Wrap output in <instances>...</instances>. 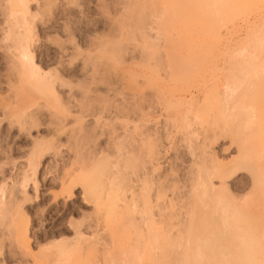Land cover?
Here are the masks:
<instances>
[{
    "label": "rangeland",
    "instance_id": "374dc122",
    "mask_svg": "<svg viewBox=\"0 0 264 264\" xmlns=\"http://www.w3.org/2000/svg\"><path fill=\"white\" fill-rule=\"evenodd\" d=\"M50 1L27 0L24 15L34 76L52 87L42 93L18 79L3 36L22 26L0 0V264H195L181 259L191 245L200 264H214L203 243L217 234L225 261L249 256L229 264H264L262 248L256 259L250 249L264 232V0H229L208 20L205 0ZM236 52L234 71L245 60L249 71L237 72L244 79L227 101ZM100 159L97 198L78 179ZM240 163L248 169L229 176ZM201 180L209 186L186 240ZM154 234L171 239L150 248ZM130 246L138 263L118 256Z\"/></svg>",
    "mask_w": 264,
    "mask_h": 264
},
{
    "label": "bare ground",
    "instance_id": "6f19581e",
    "mask_svg": "<svg viewBox=\"0 0 264 264\" xmlns=\"http://www.w3.org/2000/svg\"><path fill=\"white\" fill-rule=\"evenodd\" d=\"M52 1V0H51ZM51 1H50V3H51ZM184 4L186 3V4H190L191 3V1L190 0H181ZM229 0H205V1H203V2H205V4H207L208 5V7H207V9H204L203 11H201V15L202 16H204V18L206 19V20H208L209 18H210V12H215V11H217L218 10V14H220V12H219V9L221 8V7H223L225 4H227V2H228ZM7 2H8V4H9V7H10V14L14 17V20H15V23H19V21H20V25L22 26V31H20V32H18V33H14L12 30H11V28H8V31L6 30V32L4 33V36H3V39H4V41H8V42H10V46H12V48L17 52V58H18V68L16 69L17 70V73H18V76H19V78L18 79H20V81H22V83H23V85H25V87L24 88H26V85H30V84H33L34 86H35V88L38 90V91H42V93H44V92H48V90H50L51 91V89H52V87H51V85L49 84V82L47 81V80H45V78L43 77V75L42 76H40V75H38L37 74V76H34V74H35V72L33 73V62H32V54H31V52H30V50H29V47H30V43H31V34L29 35V33H30V30H31V28H30V26H29V22L28 21H26V19H25V12H26V2H27V0H7ZM151 2V1H150ZM48 6H49V3H48ZM47 7V6H46ZM133 8V7H132ZM47 9V8H46ZM210 9V10H209ZM17 17H18V20H17ZM28 22V23H27ZM259 30V29H258ZM255 32H257V31H255ZM260 34V33H259ZM250 36V35H249ZM257 36V35H256ZM252 37H253V35H252ZM254 39V38H253ZM251 41V40H250ZM254 41H255V39H254ZM247 47V46H246ZM244 50H246V48L244 47L243 48ZM117 50V47H113L112 49H111V51L112 52H114V51H116ZM241 50V52H239ZM238 52H239V55L241 56V53L243 52V50L242 49H240ZM237 53V52H236ZM236 56H238V53H237V55H234V56H232L231 58H230V61H229V66H228V68L226 69V76L224 77V78H226V82H225V84H226V89H227V91H225L224 93H225V100H227V99H231V97H233V96H231L232 94H233V92L236 90V88L239 86V84L240 83H242V81H243V74L241 75L242 76V78L239 76V75H237V72L238 71H242L243 73H246V72H248L249 70H248V64H247V60H245V63H243V64H245V66H243V67H241L239 70L237 69V70H235L234 71V69H235V66L236 65H234V63H236V61H235V57ZM239 57V56H238ZM243 57V56H242ZM241 57V58H242ZM240 58V57H239ZM246 58V57H245ZM239 60H241V59H239ZM249 60V59H248ZM242 63V62H241ZM38 73V72H37ZM245 75V74H244ZM247 75V74H246ZM28 83V84H27ZM30 83V84H29ZM21 84V83H20ZM22 85V84H21ZM20 85V86H21ZM32 86V85H31ZM30 86V87H31ZM29 87V88H30ZM22 88V87H21ZM36 90V91H37ZM245 93V92H244ZM247 96V95H246ZM242 97H244L243 95H242ZM221 101V100H220ZM223 101H224V99H223ZM222 101V102H223ZM227 101H229V100H227ZM222 108V107H221ZM245 120V119H244ZM242 122H245V121H242ZM245 125V124H244ZM246 126V125H245ZM244 129V128H243ZM235 132V131H234ZM239 135V134H238ZM243 140V139H242ZM242 142V141H241ZM245 142V141H244ZM240 143V142H239ZM45 149V147H37L36 148V150L34 151L35 152V156H37V155H39L43 150ZM245 157V156H244ZM242 158V157H241ZM101 161H99L98 160V163L96 162V165L94 164V165H92V168H94V169H90V171H92V173H85V174H87V175H85L83 178H82V176H83V173L81 174L82 176H81V178H79L80 177V175L77 177V178H79L78 180V182H79V184L82 186V189H83V192L84 193H91V191L92 190H95V191H92L93 193L92 194H90L91 196H93V197H99V193L101 192V190H100V192H99V187H101L100 186V177H102L104 174H105V170L107 169L106 168V160L104 161V160H102V159H100ZM245 160V158L243 159V161ZM128 161V160H127ZM134 161V160H133ZM133 161L132 162H130L129 164H130V166L132 167V166H135V164H133ZM128 163V162H127ZM244 163V162H243ZM238 164V163H237ZM242 163H240V165H236L235 164V166H232V168L231 169H229L230 170V172H227V174L230 176H233V175H236L242 168L244 169V170H246V169H248V168H246V164H245V166H242L241 165ZM94 166V167H93ZM126 166V165H125ZM243 169H242V171H243ZM242 171H240V172H242ZM226 174V177H229L228 175ZM88 175H90V176H88ZM106 175V174H105ZM200 177V176H199ZM76 177L74 178V181L73 182H71L72 183V185L70 184V187H69V191H71V188H72V186H73V184H74V182H75V179H77ZM202 179V178H201ZM77 181V180H76ZM198 183V184H197ZM196 184H197V186L195 187H193L192 189H193V197H194V199L192 200V202H193V204H191L192 206H191V212H190V214H189V219H188V227L185 229V238H186V240L188 239V231L190 230L189 228H190V226H191V224L193 225V223H196V222H194L195 221V215L196 214H198L197 212H196V210L198 209V203L200 202H202L201 201V199L203 198V196L206 194V192H207V187L209 186H207V184H209V183H206L205 181L203 182L202 180L200 181V182H197ZM101 184H102V182H101ZM110 184H112L111 186H110V188L113 186V184H115L114 183V180L112 181V182H110ZM211 186V185H210ZM102 188V187H101ZM100 188V189H101ZM117 188V190H118V187H115L114 188V191H117V190H115ZM209 188H211V187H209ZM97 190V191H96ZM103 190V189H102ZM95 192H98V194L96 193L95 194ZM215 192V191H214ZM217 192V191H216ZM115 193V192H114ZM94 194L95 195H98V196H94ZM217 193H214V201H216V198H218V194L216 195ZM217 197H216V196ZM220 195L222 196V194L220 193ZM251 195V197L249 196V194L247 195H243L242 196V198L240 199V198H238V200L241 202L242 201V203H239V205L240 206H243L244 208L248 205H250L251 203H252V198H253V195L252 194H250ZM116 196H117V194H116ZM246 196H248V197H246ZM223 197V196H222ZM222 197H219L217 200H219L220 198H222ZM255 198V197H254ZM204 200V199H203ZM222 199H220L219 201H216L215 203H218V204H221V203H224L223 202V200L221 201ZM221 201V202H220ZM238 201V202H239ZM204 202V201H203ZM212 202V201H211ZM237 202V203H238ZM254 202H256V200L255 201H253V203ZM207 203V202H206ZM242 204H244V205H242ZM257 204V203H256ZM256 204H253V206L254 205H256ZM224 205V204H223ZM259 205V204H258ZM216 206V205H215ZM225 206V205H224ZM224 206H220L219 205V208H218V215H217V218H218V222H220V224H222L223 226L226 224V222L228 221L227 220V215H226V212L229 210V209H227V211H225L226 209L224 208ZM238 207V206H237ZM256 207V206H255ZM242 208V207H241ZM237 209V208H236ZM257 209H258V207H257ZM243 210V209H242ZM256 210V209H255ZM201 212V211H200ZM243 212V211H242ZM261 214V213H260ZM203 215V214H202ZM211 217V216H210ZM260 217V216H259ZM243 218V217H242ZM250 218V217H249ZM258 218V217H257ZM207 219V218H206ZM246 219V218H245ZM212 220V219H211ZM243 220H244V218H243ZM242 220V221H243ZM214 221H215V219H214ZM256 221V220H255ZM207 222H209V221H207ZM263 222V221H262ZM216 223V222H215ZM228 223H229V221H228ZM231 223H233V222H231ZM242 223V222H241ZM257 223V222H256ZM255 223V224H256ZM199 224V223H198ZM207 224V223H206ZM236 224V223H235ZM238 224V223H237ZM247 223H245V225H246ZM249 224V223H248ZM209 225V224H208ZM210 225H212V224H210ZM215 225V224H214ZM216 225H217V223H216ZM216 225H215V227H216ZM257 225V224H256ZM220 226V225H219ZM232 226V225H231ZM255 226V225H254ZM202 226L200 225V228H201ZM207 227V226H206ZM211 227V226H210ZM213 227V226H212ZM225 227V226H224ZM233 227H236V226H233ZM232 227V228H233ZM239 227H240V225H239ZM243 228H244V226H242ZM248 227V226H247ZM251 227H252V225H251ZM257 227V226H256ZM254 228V229H257V228ZM220 228H222V226L220 227ZM226 228V227H225ZM228 228V227H227ZM262 228V227H261ZM240 229V228H239ZM239 229H238V232H239ZM242 229V228H241ZM251 229V228H250ZM201 230V229H200ZM210 230V229H209ZM214 230V229H213ZM252 230V229H251ZM250 230V231H251ZM18 234L20 235V236H22L23 235V222H20V224L18 225ZM217 231V230H216ZM232 231V230H231ZM255 231H258L257 232V234L258 235H256V236H259V237H255V238H257V240H256V242H255V244L258 242V244H256V245H254V246H251L250 247V249L252 250V254L254 255V259H256L255 257V254H256V252H259L260 251V253L261 254H263L262 252H261V250L262 251H264L263 249H264V244H263V242L261 241L262 239H258V238H262L263 237V233L264 232H262L263 230L261 229V231H260V229H258V230H255ZM199 232V231H198ZM219 232H221V231H219ZM252 232H253V230H252ZM261 232H262V234H261ZM187 233V234H186ZM218 233V232H217ZM227 233H228V231H227ZM245 233H247V232H245ZM244 233V234H245ZM260 233V234H259ZM189 234H191V232L189 233ZM198 234V233H197ZM209 234H210V232H209ZM213 234H215V233H213ZM231 234V233H230ZM234 234V233H233ZM239 234V233H238ZM241 234V233H240ZM239 234V235H240ZM254 234H256L255 232H254ZM218 235V234H217ZM217 235H214L213 237H211L210 236V239H208V241H209V243L208 242H206V243H203L204 245H202V246H204V248H206V246H207V248H208V252L209 253H207V254H210L209 256H207V255H205V256H207L208 257V259H211L212 261H213V263L215 264L216 262H218L217 264H223L224 263V261H225V257H226V254H227V251H229V250H226L227 249V247L226 246H224L223 244H222V242L220 241V238L217 236ZM228 235V234H227ZM260 235H262L261 237H260ZM159 236H161L160 234L159 235H157V234H154V235H151L150 236V239L148 240V244H149V247L151 248H158L159 246H161V248H162V246H164V245H161L162 243L159 241V239H160V237ZM181 236V235H180ZM183 236V235H182ZM194 236V235H193ZM255 236V235H254ZM253 236V237H254ZM161 237H163V238H166L167 237V235H162ZM195 237V236H194ZM200 237V236H199ZM203 238H204V236H202ZM236 237V236H235ZM243 237V236H242ZM168 238V237H167ZM183 237H181L180 238V240L182 239ZM222 238V237H221ZM237 238H239L240 239V236L239 237H237ZM247 238V237H246ZM249 238V237H248ZM169 239H171V238H168V240ZM176 239V238H175ZM190 239V238H189ZM194 239V238H193ZM163 240V239H162ZM166 240V239H165ZM167 240V241H168ZM174 240V239H173ZM179 240V239H178ZM198 240V239H197ZM203 240V239H202ZM206 239H204V241H205ZM251 240V239H250ZM254 240V241H255ZM258 240H260L261 241V243L258 241ZM183 241V240H182ZM185 241V240H184ZM207 241V240H206ZM235 241V240H234ZM233 241V242H234ZM245 241V240H244ZM200 242V241H199ZM248 242V241H247ZM161 243V244H160ZM165 243V242H164ZM172 243H173V241H172ZM175 243H178L177 241L175 242ZM189 243H190V240H189ZM238 243V242H237ZM259 243H260V245H259ZM167 243H165V245H166ZM171 244V243H170ZM179 244V243H178ZM187 244V243H186ZM195 244V243H194ZM261 244H263V245H261ZM191 245V244H190ZM200 245V244H199ZM236 245V244H235ZM192 246V245H191ZM187 247V248H189L188 249V253H183V256L182 255H180V256H182V260H185L187 257H188V259L190 260V258L193 260L192 262H194L195 264H200V260H201V258H203V252L201 251V248H200V246L199 247ZM201 246V247H202ZM261 246V247H260ZM60 247V252L61 253H63V251L65 250V245L63 244V245H60L59 246ZM243 247H245V243H244V246ZM253 247H255V249L253 248ZM257 247V248H256ZM260 247V248H259ZM150 248H149V250H150ZM178 248V247H177ZM185 248H186V246H185ZM187 248H186V251H187ZM206 248V249H207ZM240 248H242V246L240 247L239 246V249ZM246 248H248L247 246H246ZM259 248V249H258ZM262 248V249H261ZM137 249L138 248H135V246L134 247H127V249H121L120 251H119V254H118V256H120V255H125L122 259H126V260H128L129 262H136V261H138L137 260V257L139 256V254L137 253ZM184 249V248H183ZM205 249V250H206ZM250 249H248V250H250ZM253 249H254V251H253ZM261 249V250H260ZM148 250V251H149ZM204 250V251H205ZM243 249H241V251H242ZM250 250V251H251ZM258 250V251H257ZM184 251V250H183ZM183 251H180L181 253L183 252ZM179 252V251H178ZM235 252V251H234ZM240 252V251H239ZM239 252H238V254H239ZM246 252H247V250H246ZM254 252V253H253ZM137 254H138V256H137ZM248 254H250V252L248 253ZM229 255H230V253H229ZM231 255H233V254H231ZM230 255V256H231ZM246 255V254H245ZM245 255H241V257H239L238 256V258H235V259H238V260H243V258H244V256ZM234 256V255H233ZM246 256H248V255H246ZM259 256H261L259 253H257V257H259ZM210 257V258H209ZM243 257V258H242ZM249 257V256H248ZM262 257V256H261ZM261 257H259V258H261ZM175 258H177V257H175ZM234 258L232 259V261L234 260ZM242 258V259H241ZM250 258H253L252 257V255H250ZM139 259V258H138ZM205 259V258H204ZM125 260V261H126ZM223 260V261H222ZM230 260V259H229ZM246 260V259H245ZM203 261V260H202ZM201 261V262H202ZM231 261V260H230ZM229 261V262H230ZM231 261V262H232ZM244 261V260H243ZM181 262V261H180ZM183 262V261H182ZM185 262V261H184ZM226 263H228L229 264V262H227V259H226V261H225ZM230 262V263H231ZM136 263H138V262H136ZM158 263V262H157ZM177 263V262H176ZM190 263V262H189ZM191 264H193V263H191ZM205 264V263H204ZM234 264V263H233ZM245 264V263H244Z\"/></svg>",
    "mask_w": 264,
    "mask_h": 264
}]
</instances>
